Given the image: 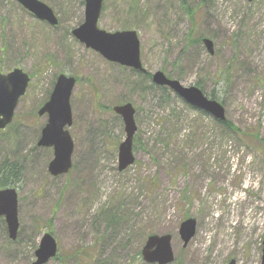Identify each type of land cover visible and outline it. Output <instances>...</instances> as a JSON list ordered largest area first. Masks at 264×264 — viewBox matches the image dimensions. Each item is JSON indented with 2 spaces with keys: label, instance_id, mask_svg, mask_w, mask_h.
Masks as SVG:
<instances>
[{
  "label": "rangeland",
  "instance_id": "1",
  "mask_svg": "<svg viewBox=\"0 0 264 264\" xmlns=\"http://www.w3.org/2000/svg\"><path fill=\"white\" fill-rule=\"evenodd\" d=\"M56 27L16 0H0V75L31 77L12 123L0 131V165L17 163L20 228L0 218V264H32L44 233L48 264H146L150 235H171L172 264H261L264 238V0H104L99 26L135 31L146 74L106 61L72 32L84 0H39ZM212 42L210 54L202 42ZM162 72L199 87L235 130L152 82ZM76 78L70 98L72 168L53 177V148L39 147V116L57 77ZM135 109V163L119 171L126 133L114 107ZM186 219L197 221L187 247Z\"/></svg>",
  "mask_w": 264,
  "mask_h": 264
},
{
  "label": "water",
  "instance_id": "2",
  "mask_svg": "<svg viewBox=\"0 0 264 264\" xmlns=\"http://www.w3.org/2000/svg\"><path fill=\"white\" fill-rule=\"evenodd\" d=\"M25 10L39 21L51 26L58 25L54 11L39 0H16ZM250 2L255 0H249ZM103 9V0H85V21L73 31L74 37L86 48L99 53L107 61L146 73L141 61V45L135 31L108 33L98 26ZM204 44L210 54L214 53L213 44L205 39ZM153 83L173 91L190 106L212 115L224 122L225 109L217 101L208 99L197 87H184L179 81L168 79L162 72L153 75ZM30 77L23 70L15 69L6 75H0V131L5 130L13 121L20 99L26 94ZM73 77L60 75L56 81L50 100L40 109L39 116L48 115V122L42 130L39 147L53 148L54 158L49 165L53 177L66 175L72 168L74 143L67 127L72 125L70 98L75 88ZM123 122L126 133L119 147V171L122 172L134 164L133 140L137 131L135 109L128 103L114 108ZM19 198L15 188L0 191V218H4L9 238L16 241L19 233ZM197 221L187 219L180 226V236L187 247L195 236ZM58 253V245L51 233H45L40 240L32 264H48ZM147 264H172L175 260L171 235H151L142 250ZM229 264H236L231 261ZM264 264V238L262 262Z\"/></svg>",
  "mask_w": 264,
  "mask_h": 264
},
{
  "label": "trees",
  "instance_id": "3",
  "mask_svg": "<svg viewBox=\"0 0 264 264\" xmlns=\"http://www.w3.org/2000/svg\"><path fill=\"white\" fill-rule=\"evenodd\" d=\"M153 88L159 89L163 94L168 93L167 89L157 88L156 86H153ZM212 99L215 100V97H212ZM221 123L224 126L228 127L229 129L231 128V130H235L230 123L228 122H221ZM20 181H21V172L19 171L17 163H10L6 161L0 165V190L16 187L17 184L20 183Z\"/></svg>",
  "mask_w": 264,
  "mask_h": 264
}]
</instances>
